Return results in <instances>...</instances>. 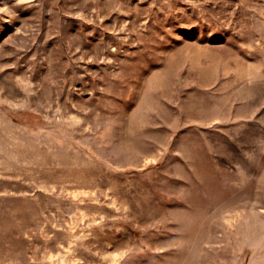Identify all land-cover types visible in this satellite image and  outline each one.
Instances as JSON below:
<instances>
[{
    "label": "rangeland",
    "instance_id": "obj_1",
    "mask_svg": "<svg viewBox=\"0 0 264 264\" xmlns=\"http://www.w3.org/2000/svg\"><path fill=\"white\" fill-rule=\"evenodd\" d=\"M0 264H264V0H0Z\"/></svg>",
    "mask_w": 264,
    "mask_h": 264
}]
</instances>
